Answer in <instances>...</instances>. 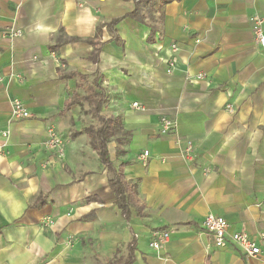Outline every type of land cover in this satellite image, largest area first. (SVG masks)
Wrapping results in <instances>:
<instances>
[{
  "label": "crops",
  "instance_id": "0c3cea01",
  "mask_svg": "<svg viewBox=\"0 0 264 264\" xmlns=\"http://www.w3.org/2000/svg\"><path fill=\"white\" fill-rule=\"evenodd\" d=\"M256 15L264 17V0H0V264H109L127 258L134 236L133 264H264L232 244L218 248L202 228L214 214L230 232L264 233ZM11 28L22 35L5 37ZM88 40L103 44L97 61ZM173 43L180 50L168 74ZM93 92L127 133L111 138L110 161L127 164L144 218H124L92 145ZM14 98L31 118L13 120ZM162 118L176 122L171 134H161ZM50 127L66 141L63 159L44 146ZM156 229L171 234L160 251L149 245Z\"/></svg>",
  "mask_w": 264,
  "mask_h": 264
},
{
  "label": "built area",
  "instance_id": "2783aa9c",
  "mask_svg": "<svg viewBox=\"0 0 264 264\" xmlns=\"http://www.w3.org/2000/svg\"><path fill=\"white\" fill-rule=\"evenodd\" d=\"M88 1V0H84ZM98 2H104L106 0H94ZM254 37L256 43L264 48V17L254 16ZM22 35L21 31L16 30L15 28L8 29L4 36L10 39L20 37ZM178 44H171L170 52L171 58L166 62L167 72L171 74L177 67L176 55L179 53ZM64 67V65H63ZM204 74H199L197 79H203ZM134 107L144 110L138 103H134ZM227 109L232 110L231 106H227ZM11 115L13 120H24L32 117V114L29 112L26 104L23 100L19 98H14L11 101ZM176 122L169 118H162L160 124V132L163 135L171 134L176 129ZM4 136H7L8 133H4ZM45 148L51 152L55 153L59 159L65 157L66 150V141L58 133L55 127H50L48 129V135L44 142ZM194 152V146L191 142H187L185 149V155L187 159L191 160ZM149 157V152L145 151L141 156V161L143 164H146L147 158ZM261 207L264 208V203L261 204ZM54 224L51 218H46L43 221V225L46 227L52 226ZM202 228L213 237L215 245L218 248H225L229 244H232L239 248L247 257L259 258L264 261V233L260 232L256 235H251L246 231L239 232H230L231 225L223 217L209 214L206 216L202 223ZM171 234L170 231L164 229H156L151 233L150 248L155 251H160L167 246L170 242Z\"/></svg>",
  "mask_w": 264,
  "mask_h": 264
},
{
  "label": "trees",
  "instance_id": "16d2710c",
  "mask_svg": "<svg viewBox=\"0 0 264 264\" xmlns=\"http://www.w3.org/2000/svg\"><path fill=\"white\" fill-rule=\"evenodd\" d=\"M139 14V8L130 15L124 16L122 18H118L112 20L108 25V30L112 31L113 27L118 24L122 19L126 17L137 18ZM115 38V37H114ZM89 43L96 46V51L94 52V60H98V56L100 54L101 44L96 40H88ZM97 78L95 80V88H98ZM89 98L95 99V113L100 122L98 127H90L88 132L90 136L93 138L92 145L95 150L99 154V160L102 165L108 169L110 173H112V178L109 181L110 187L116 195L117 206L121 210L124 218L126 220L130 219V216L134 211L137 212L138 216L141 218L146 217L144 213V207L140 204L139 193L137 189V184L130 183L125 177V167L127 164L122 163L118 167H116L110 161L109 155V144L111 142V138L114 135H122L125 136L127 133L124 132L123 127L121 126L120 121L115 120L113 118H109L102 114L103 103L105 99V95L103 92H93L89 95ZM80 102V99L68 100L65 105V109L62 112L66 114L69 110L77 103ZM121 144V143H120ZM118 153L122 151V149L118 145L117 149ZM136 237L132 239V242L128 245L129 253L127 258L124 260L123 258H118L109 262V264H133L135 260L134 251L136 249Z\"/></svg>",
  "mask_w": 264,
  "mask_h": 264
},
{
  "label": "rangeland",
  "instance_id": "374dc122",
  "mask_svg": "<svg viewBox=\"0 0 264 264\" xmlns=\"http://www.w3.org/2000/svg\"><path fill=\"white\" fill-rule=\"evenodd\" d=\"M89 118V117H88ZM90 119V126L91 127H98L99 125V120L98 118L96 117V114H95V110L94 108L91 109V117L89 118Z\"/></svg>",
  "mask_w": 264,
  "mask_h": 264
}]
</instances>
